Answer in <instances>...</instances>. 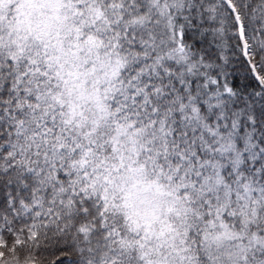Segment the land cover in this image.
<instances>
[{"label": "snow or ice", "instance_id": "snow-or-ice-1", "mask_svg": "<svg viewBox=\"0 0 264 264\" xmlns=\"http://www.w3.org/2000/svg\"><path fill=\"white\" fill-rule=\"evenodd\" d=\"M0 264H264V0H0Z\"/></svg>", "mask_w": 264, "mask_h": 264}]
</instances>
